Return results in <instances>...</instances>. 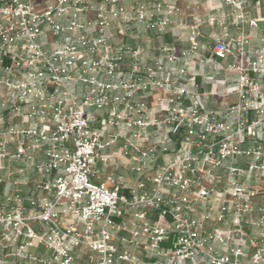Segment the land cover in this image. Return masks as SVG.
I'll list each match as a JSON object with an SVG mask.
<instances>
[{
	"label": "built area",
	"instance_id": "1",
	"mask_svg": "<svg viewBox=\"0 0 264 264\" xmlns=\"http://www.w3.org/2000/svg\"><path fill=\"white\" fill-rule=\"evenodd\" d=\"M222 1L230 13L209 24L233 25L235 34L214 35L211 51L231 59L233 91L199 89L191 63L212 62L199 54L200 23L188 26V47L162 45L153 65L144 60L150 49L114 41L137 26L168 33L174 23L163 0L152 8L132 0H0V167L6 158L34 161L50 195L27 204L6 196L18 204L0 205V264H264L255 238L243 261L242 228L264 195V48L249 49L248 30L262 19L248 16L244 0ZM154 91L161 92L155 106ZM231 94L237 98L227 101ZM210 100L222 107L205 108ZM8 111L31 121L11 123ZM159 152L168 158L157 167ZM120 158L131 161L136 182L94 178L98 162ZM212 194L226 196L218 220L231 218V227L207 231L190 215ZM128 210L140 226L130 227ZM258 211L252 224L264 241V204Z\"/></svg>",
	"mask_w": 264,
	"mask_h": 264
},
{
	"label": "crops",
	"instance_id": "2",
	"mask_svg": "<svg viewBox=\"0 0 264 264\" xmlns=\"http://www.w3.org/2000/svg\"><path fill=\"white\" fill-rule=\"evenodd\" d=\"M132 2H140L146 4L148 7H153L152 0H132ZM246 11L250 18H260L257 28H248L251 33L252 41L249 45V49L252 51H259L264 48V0H244ZM164 3V15L172 20L175 24H181L180 27L173 25L172 29L166 34H156L153 32H146L142 27L137 26L123 37H116L114 41L125 42L133 46H140L146 49H150V52L145 54V63L153 65L155 62V55L159 47L165 44H180L181 46L188 47L189 37V25L192 23H200L203 35L200 38L201 48L199 54L201 56L212 59L210 64L198 68L195 63H191V72L196 76L197 83L200 91H212L217 89H228L233 91L235 88L236 75L229 72L227 65L230 62V58L220 60L214 58L211 47L213 44V36H222L228 33V37L235 34V27L228 25L227 29H224L219 24L210 25V18L221 19L226 14L230 13V7L222 0H163ZM178 36L181 39H178ZM166 62V59L162 58ZM182 65L181 62L177 64ZM226 80V81H225ZM161 95V92L154 91L152 96L148 97V101L152 105H156L157 96ZM235 94H231L227 97V101H234L236 99ZM208 109H216L222 107V104L218 100H210L204 105ZM9 121L20 126L27 125L31 120L25 121L20 116H16L13 112L8 111ZM121 143H117L115 146L106 149V153H112L118 150ZM16 144L12 146V152L15 151ZM44 154L41 152L37 154V160L43 159ZM168 156L158 153L156 160V166L160 167L166 163ZM242 163V162H240ZM96 169L99 170V174L94 176L99 181H104L108 174L122 175L126 178L127 184L132 185L138 180L139 175L131 169V161L128 158H120L113 160L108 166L98 162ZM44 181V178L40 176L35 169L34 161L26 159L16 160L6 158L2 162L0 167V205L5 204L8 209L18 204L15 197L9 203H6V196H14L19 194L23 199V202L27 204L28 199L35 197L42 199L50 196L40 186ZM124 193H128V190H124ZM226 199L225 195H210L202 203H198L195 206V210L190 213L191 216L204 220L205 228L207 231H212L217 227H231V218H226L225 221H219L218 215L220 213V207ZM264 204V195H260L255 198L253 209L243 219L242 228L245 232V243L247 256L243 258V261L247 262L250 255L253 252V248L249 246V241L252 238L258 239L264 244V241L260 238L259 227L252 223L258 219V208ZM209 215L210 218H203ZM148 218L150 220L156 219L155 212H149ZM126 221L131 228L140 226V221H137L133 212H127L125 216ZM120 247H126L134 253L142 256V251L134 246H125L117 241ZM166 245H170L167 243ZM38 251L45 253L42 248ZM199 264H209L206 260H201Z\"/></svg>",
	"mask_w": 264,
	"mask_h": 264
},
{
	"label": "rangeland",
	"instance_id": "3",
	"mask_svg": "<svg viewBox=\"0 0 264 264\" xmlns=\"http://www.w3.org/2000/svg\"><path fill=\"white\" fill-rule=\"evenodd\" d=\"M126 194H128V193H126Z\"/></svg>",
	"mask_w": 264,
	"mask_h": 264
}]
</instances>
